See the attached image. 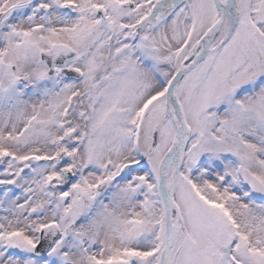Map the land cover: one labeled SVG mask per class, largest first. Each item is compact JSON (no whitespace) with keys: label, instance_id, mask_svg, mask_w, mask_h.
<instances>
[{"label":"snow or ice","instance_id":"obj_1","mask_svg":"<svg viewBox=\"0 0 264 264\" xmlns=\"http://www.w3.org/2000/svg\"><path fill=\"white\" fill-rule=\"evenodd\" d=\"M0 264H264V0H0Z\"/></svg>","mask_w":264,"mask_h":264}]
</instances>
